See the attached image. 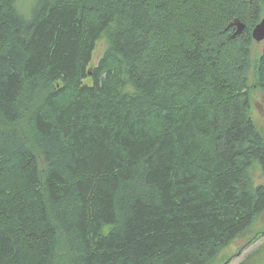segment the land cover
I'll use <instances>...</instances> for the list:
<instances>
[{
  "label": "trees",
  "instance_id": "1",
  "mask_svg": "<svg viewBox=\"0 0 264 264\" xmlns=\"http://www.w3.org/2000/svg\"><path fill=\"white\" fill-rule=\"evenodd\" d=\"M263 18L264 0H0V264H216L257 230Z\"/></svg>",
  "mask_w": 264,
  "mask_h": 264
},
{
  "label": "rangeland",
  "instance_id": "2",
  "mask_svg": "<svg viewBox=\"0 0 264 264\" xmlns=\"http://www.w3.org/2000/svg\"><path fill=\"white\" fill-rule=\"evenodd\" d=\"M264 43H254L253 45V58L256 59L260 54H263ZM107 49V40L104 38L97 45L96 50L93 53L92 66H97L102 56ZM86 84L92 85L93 81L88 79ZM252 108L250 115L253 118L258 132L264 137V96L259 91L252 93ZM258 168L254 169V185H264V167L261 163H257ZM264 217L261 218L257 230L263 231ZM257 230H253L252 233L247 234L243 238L238 239L229 248H227L217 260L216 264H222L228 257L234 256L233 260L229 264H241L246 261L252 254L257 251L258 254L254 259L246 264H256L258 261L264 259V235L260 236L254 242H251L253 238L257 237L255 234Z\"/></svg>",
  "mask_w": 264,
  "mask_h": 264
},
{
  "label": "water",
  "instance_id": "3",
  "mask_svg": "<svg viewBox=\"0 0 264 264\" xmlns=\"http://www.w3.org/2000/svg\"><path fill=\"white\" fill-rule=\"evenodd\" d=\"M232 26L235 28L234 36L241 35L246 29V24L239 19L234 20ZM252 38L257 43L264 42V18L254 27Z\"/></svg>",
  "mask_w": 264,
  "mask_h": 264
},
{
  "label": "bare ground",
  "instance_id": "4",
  "mask_svg": "<svg viewBox=\"0 0 264 264\" xmlns=\"http://www.w3.org/2000/svg\"><path fill=\"white\" fill-rule=\"evenodd\" d=\"M262 43V42H261Z\"/></svg>",
  "mask_w": 264,
  "mask_h": 264
}]
</instances>
